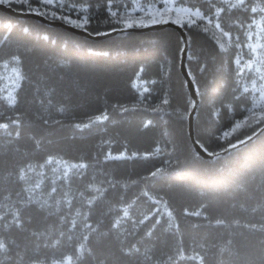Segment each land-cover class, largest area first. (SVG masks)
I'll use <instances>...</instances> for the list:
<instances>
[{
    "label": "trees",
    "instance_id": "16d2710c",
    "mask_svg": "<svg viewBox=\"0 0 264 264\" xmlns=\"http://www.w3.org/2000/svg\"><path fill=\"white\" fill-rule=\"evenodd\" d=\"M34 3L49 19L88 18L91 34L125 30L90 37L0 8V61L16 57L23 77L14 105L0 96V124L9 125L0 128V264H264V120L232 131L253 102L235 61L247 53L251 7L264 0L230 10L190 0L213 21L182 26L199 99L194 135L212 156L189 133L194 99L176 27L127 29L147 23H132L139 13L122 0ZM49 157L86 167L35 198L21 171Z\"/></svg>",
    "mask_w": 264,
    "mask_h": 264
},
{
    "label": "rangeland",
    "instance_id": "374dc122",
    "mask_svg": "<svg viewBox=\"0 0 264 264\" xmlns=\"http://www.w3.org/2000/svg\"><path fill=\"white\" fill-rule=\"evenodd\" d=\"M34 1L35 0H29V2H32L31 7L33 9H37L38 4H35ZM56 1L57 0H54L53 4H55ZM122 1H124V4L127 5L128 10L133 11V8L137 9L133 12L139 13V15H137L138 20L142 16H144V13L138 10L139 7L143 5L144 0H122ZM221 1L224 2V0ZM165 2L171 3V0H165ZM235 2L236 0H228L227 4L229 5ZM40 3H42V0ZM260 5L264 7V4H260ZM262 16H264V13H261L259 11L254 14L252 20L255 19L257 21H260V28L258 29L254 24L252 25L251 29L248 28V32L250 31L252 33V36L250 39L248 37L246 43L245 48L247 53L245 54L242 53L239 56L240 67L241 69H243L244 76H247L248 78L247 84L252 92L253 102L250 109L255 111L256 113L264 112V99L261 98V94L259 91L252 90L253 80H255L257 88H259L261 84H264V80L260 79V77L264 75V62H262V60H264V31H262V29H264V20H261ZM144 19L145 21H147V17H145ZM165 19L167 20V17H165ZM251 23L252 21L250 22V24ZM219 43L223 44V42L220 39H219ZM249 44L257 46L255 53H253L251 49L248 47ZM253 61L255 62L253 63ZM249 64L252 65L251 68L247 67V65ZM257 69H259V71H257ZM18 73L19 76L17 75ZM20 76H21V70L18 59L16 57H12L0 61V96L1 97H3L7 101L10 96L15 97L16 90L21 80ZM135 85L140 90H144L145 88L143 81L138 79L135 80ZM249 116H251L250 111H248L246 117ZM246 117L240 119L238 122L245 121ZM238 122H236V124ZM248 123L252 124L250 120L248 121ZM49 158H51L52 161L51 163H48ZM49 158L43 163H39L36 165H29L24 169V175H26L27 178V188L29 189L31 195L35 198H40L42 196L41 195L42 191L48 185L53 184L57 179L66 178L69 174L80 169V168H72L70 171H68L67 176H65V172L67 171L66 166H70L73 164H77V165L83 164L79 162L64 160L59 157H49ZM158 208L161 212H164L166 214L171 213L170 208L163 200L160 199L158 200Z\"/></svg>",
    "mask_w": 264,
    "mask_h": 264
},
{
    "label": "snow or ice",
    "instance_id": "6c2138e0",
    "mask_svg": "<svg viewBox=\"0 0 264 264\" xmlns=\"http://www.w3.org/2000/svg\"><path fill=\"white\" fill-rule=\"evenodd\" d=\"M35 2L40 3L41 0H35ZM224 2L227 4L228 0H224ZM10 0H0V4H9ZM16 3L22 4V5H27L28 9L30 11H37V9H33L31 7V4L29 0H16ZM42 3L45 5H51L54 3V0H42ZM58 7L64 8L65 4L64 3H58ZM75 7V5H73ZM214 7V5H213ZM248 4L246 3V0H236L235 3L229 4V10L232 8H247ZM137 10L136 8H133V11ZM139 11L144 13V16H142L139 20L137 21H132V23H139V24H144V23H149V24H155V23H161V22H167V20H172L174 23L180 24L181 26H188V27H193L197 26V20H206L209 24H212L213 21L211 18L206 16L204 12L200 10L199 7L195 6H190V0H171V3L165 2V0H144L143 5L139 7ZM111 11V9H109ZM223 8H216V11L214 13V16L219 17L220 13L223 12ZM264 13V7H262L259 3H256L255 6L251 7V12L252 13H257V12ZM43 15V13H41ZM112 16H116V12H111ZM53 16L55 17V13H53ZM175 16V18H174ZM145 17H147V21H145ZM167 17V20L165 19ZM62 19L71 25H74L79 28H83L84 25L89 23V19L85 18L83 23H80L77 20L70 19L68 16H63ZM261 20H264V16L261 17ZM120 23L124 24L126 27L131 26V23L129 22V19H126L123 17L120 20ZM256 25V27L259 29L260 28V21H257L255 19L252 20V23L248 25V28L251 29L252 25ZM215 28L218 29L220 32H222L223 36L227 37L229 36L228 32L223 31V28L221 27V24L219 22L215 23ZM204 32H207L209 29L207 27H204L202 29ZM264 31V29H262ZM249 39L252 36V33L249 31L247 33ZM219 43V41H217ZM220 49L226 50L225 45L222 43H219ZM248 47L251 49L253 53L256 52V45L249 44ZM255 61H253L254 63ZM264 62V60H262ZM235 63L237 65H240V59L237 58ZM251 64L247 65V67L251 68ZM243 71V69H241ZM259 71V69H257ZM19 76V73L17 74ZM21 79H23L22 76H20ZM261 80H264V75L260 77ZM252 90L253 91H259L261 94V98L264 99V84H261L259 88L256 87V82L255 80L252 81ZM245 91L247 92L248 89L245 88ZM8 103L10 105H14L16 103V98L14 96H10L8 98ZM164 104L168 103V100L165 99L163 101ZM251 112V116L246 117L245 121L243 122H238L232 131H236L239 129L241 126H250L248 121L250 120L252 123H259L261 120H264V112L262 113H256L255 111L249 109ZM259 117V118H257ZM97 120L101 119H107L106 116H98L96 117ZM12 124H19V120H12ZM9 127L8 124H0V128L7 129ZM230 135V133L225 132L224 135L221 137L223 139L224 137H227ZM234 147V146H233ZM111 159H120L122 157H110ZM51 158H49L48 163H51ZM86 167L84 164H73L70 166H66L67 171L65 172V176H67L68 171H70L72 168H83ZM24 173L21 171V178L23 179ZM38 187V185H37ZM127 215V213H125ZM195 215H200L199 212L194 213ZM169 216H171V213H168ZM147 219V217H146ZM218 224L223 223V221L218 220ZM262 229H264V226H262ZM5 245L3 243H0V249L4 248ZM83 247V246H81ZM202 259L201 257H192V259Z\"/></svg>",
    "mask_w": 264,
    "mask_h": 264
},
{
    "label": "water",
    "instance_id": "95a60500",
    "mask_svg": "<svg viewBox=\"0 0 264 264\" xmlns=\"http://www.w3.org/2000/svg\"><path fill=\"white\" fill-rule=\"evenodd\" d=\"M0 8L4 11H7L9 13H11L12 15L15 16H34L37 18H40L44 21H47L49 23L52 24H58V25H62L68 29H71L75 32L90 36V37H102L108 34H112V33H116L119 31H123L125 30L124 28H116L104 33H98V34H91L90 32H88L87 30L83 29V28H79L76 27L74 25L68 24L64 21L61 20H53V19H49L47 17H45L44 15L35 12V11H23V10H17L15 8H13L10 4H0ZM166 25H171L176 27L182 34L183 40H184V47L182 49V53H181V61H180V67H181V71L183 73V75L185 76L186 80H187V85L188 88L190 90V94L192 96V98L194 99V104L189 112L188 115V123H189V133L191 136V139L196 147V150L198 152H200L201 154H203L204 156H212L213 153L207 152L206 150H204L202 148V146L197 142V140L195 139V135H194V115H195V111L197 108V104H198V94H197V90H196V86L195 83L189 73V70L187 68V64H186V58H187V54H188V41H187V35L186 32L184 30V28L177 23H174L173 21L167 20V22H161V23H155V24H146L143 26H133V27H129L127 29H136V30H148V29H157V28H161L164 27ZM262 128H264V126H262ZM261 128V129H262ZM254 136V134L252 136H250L247 139H250ZM247 139L240 141L238 144L245 142Z\"/></svg>",
    "mask_w": 264,
    "mask_h": 264
}]
</instances>
